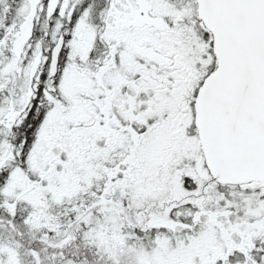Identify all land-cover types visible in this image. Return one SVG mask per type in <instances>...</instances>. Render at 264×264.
<instances>
[{"label": "snow or ice", "instance_id": "obj_1", "mask_svg": "<svg viewBox=\"0 0 264 264\" xmlns=\"http://www.w3.org/2000/svg\"><path fill=\"white\" fill-rule=\"evenodd\" d=\"M0 264H264V0H0Z\"/></svg>", "mask_w": 264, "mask_h": 264}]
</instances>
